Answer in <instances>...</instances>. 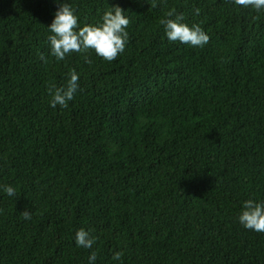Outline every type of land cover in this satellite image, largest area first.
Instances as JSON below:
<instances>
[{"label": "trees", "instance_id": "1", "mask_svg": "<svg viewBox=\"0 0 264 264\" xmlns=\"http://www.w3.org/2000/svg\"><path fill=\"white\" fill-rule=\"evenodd\" d=\"M61 4L77 31L120 7L125 50L57 61L48 27ZM170 10L209 43L170 42L160 23ZM71 70L78 91L54 109L47 89ZM248 200L264 203V11L0 0V264H89L93 251L95 264H264V233L238 222ZM80 229L96 237L91 249L76 246Z\"/></svg>", "mask_w": 264, "mask_h": 264}, {"label": "clouds", "instance_id": "2", "mask_svg": "<svg viewBox=\"0 0 264 264\" xmlns=\"http://www.w3.org/2000/svg\"><path fill=\"white\" fill-rule=\"evenodd\" d=\"M234 5L248 8L251 7L256 12L264 11V0H231ZM155 2L153 7H155ZM199 15V9L195 10ZM168 17L175 16V19H162L160 23L165 27V34L170 42H179L191 47H203L210 41V36L206 34L199 25L189 27L184 20L183 14H176L175 10L166 13ZM130 20L124 15V11L116 6L109 7L102 16V22L96 26L86 25L78 28V17L74 10L67 4H61L56 11L51 25L48 27L51 35L50 42L51 55L57 61H64L67 56L73 53L85 54L94 52L104 61H114L124 50L128 42V32L126 29ZM43 60V56H41ZM47 62V61H45ZM70 78L66 85L57 87L50 84L47 92L51 97L49 104L52 108L59 106L67 108L79 88V75L75 70L69 73ZM3 191L8 196H14L16 189L12 186H3ZM24 220H31L32 214L25 210L21 213ZM238 222L247 230L257 233H264V203H256L253 200L245 201L243 210L238 217ZM75 244L77 247L91 249L96 242V237L91 231L80 229L75 233ZM122 252H116L113 259L120 261ZM97 253L92 252L88 258L89 264H95Z\"/></svg>", "mask_w": 264, "mask_h": 264}]
</instances>
